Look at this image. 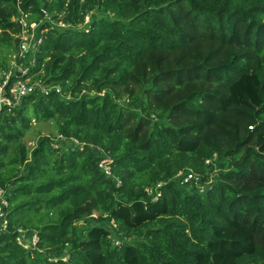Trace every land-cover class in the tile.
Wrapping results in <instances>:
<instances>
[{"label":"trees","instance_id":"obj_1","mask_svg":"<svg viewBox=\"0 0 264 264\" xmlns=\"http://www.w3.org/2000/svg\"><path fill=\"white\" fill-rule=\"evenodd\" d=\"M17 3L72 26L48 28L26 62L63 95L0 114V264H264V0H0L10 54ZM52 119L66 140L27 147L31 122Z\"/></svg>","mask_w":264,"mask_h":264},{"label":"built area","instance_id":"obj_2","mask_svg":"<svg viewBox=\"0 0 264 264\" xmlns=\"http://www.w3.org/2000/svg\"><path fill=\"white\" fill-rule=\"evenodd\" d=\"M17 13L12 16V21L17 23L20 27V30L14 36L18 38V45L16 50L11 55V60L9 63L8 70L3 72L0 81V114L5 111L11 110L13 107L18 105L21 99L27 95L32 94L35 91H39L43 94H48L51 91H55L58 94L63 95L61 88L58 85H48L42 83L41 81L32 82L30 77H26L29 70V66L26 65V62L29 61L30 65L33 64V59L31 58L35 51L38 49V46L42 42V34L48 28H68L72 25L64 23L60 19L53 18L52 13L47 12L42 9V18L39 20L30 19V13L25 12L19 7L17 3ZM46 21L48 26L43 29H39L40 24ZM90 22V13L84 16L83 23L78 25L82 27L85 32L89 30ZM23 61L24 65L21 64ZM15 74L16 78L11 80V76ZM69 94L66 95V98H69ZM60 140H66L62 135H57L52 142L54 148L59 146ZM74 145H79L82 147L76 138L71 137L69 139ZM212 159H206L205 163H210ZM99 166L102 168L107 177H111V169L107 163L106 159H102L99 162ZM182 172H178L176 177H181ZM193 179L194 183L199 187L200 190L204 189V185L199 182L198 176L189 170L186 175L183 176V182ZM120 180L116 178V184L119 185ZM165 184V181H159L152 186L145 187L147 194L151 195L153 198H157L160 195V188ZM9 192V187L0 185V232L7 229L8 221L6 218V213L3 210V207L8 205L7 195ZM95 216V215H94ZM15 241L24 249H33L37 247L38 236L35 232L29 234L28 231L22 227L16 229ZM116 244H119V240H115Z\"/></svg>","mask_w":264,"mask_h":264},{"label":"rangeland","instance_id":"obj_3","mask_svg":"<svg viewBox=\"0 0 264 264\" xmlns=\"http://www.w3.org/2000/svg\"><path fill=\"white\" fill-rule=\"evenodd\" d=\"M77 29H82V27L77 26ZM11 55L8 50H4L0 48V61L3 63V69H0V75L3 74V72L8 70L9 63L11 60ZM23 61H22V63ZM1 78V76H0ZM30 128L26 131L25 136L22 138V141L25 143V145L29 148L33 147L36 143V140L38 137L41 136H56L58 134L56 126H57V120L52 119L50 121H41V122H36L32 121L31 122Z\"/></svg>","mask_w":264,"mask_h":264}]
</instances>
